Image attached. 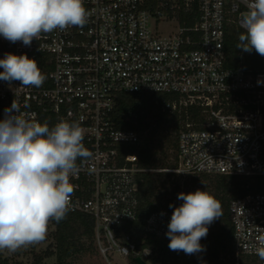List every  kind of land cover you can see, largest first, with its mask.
<instances>
[{
  "label": "built area",
  "instance_id": "1",
  "mask_svg": "<svg viewBox=\"0 0 264 264\" xmlns=\"http://www.w3.org/2000/svg\"><path fill=\"white\" fill-rule=\"evenodd\" d=\"M248 0H84L88 22L36 37L30 47L0 36V59L7 52L34 58L46 80L40 87L0 80V119L13 100L20 114L55 125L64 119L84 129L91 158L77 161L71 210L91 218L96 252L111 264L133 251L122 226L136 219L137 175L141 172L264 176V57L255 75L224 66L225 28L248 10ZM164 26V33L161 27ZM3 69L0 68V72ZM174 95L169 112L196 106L206 115L202 129L186 123L176 136L173 169L144 170L127 145L135 131L117 130L110 114L120 94ZM163 213V214H162ZM171 213L154 212L144 231L165 239ZM230 264L256 254L264 236V192L229 203ZM146 263V261H145ZM147 264V263H146Z\"/></svg>",
  "mask_w": 264,
  "mask_h": 264
},
{
  "label": "clouds",
  "instance_id": "2",
  "mask_svg": "<svg viewBox=\"0 0 264 264\" xmlns=\"http://www.w3.org/2000/svg\"><path fill=\"white\" fill-rule=\"evenodd\" d=\"M240 19L243 32L237 48L264 57V0H248ZM84 0H0V36L30 47L41 34L88 22ZM0 80L40 87L46 80L34 58L7 52L0 59ZM77 121L49 126L20 114L13 100L0 119V252L16 251L44 241L50 221L60 222L71 210L74 185L70 177L79 160L91 158ZM168 231L169 249L187 255L205 249L209 226L222 215L221 203L206 190L178 194ZM163 214V213H162ZM255 254L264 260V236Z\"/></svg>",
  "mask_w": 264,
  "mask_h": 264
},
{
  "label": "trees",
  "instance_id": "3",
  "mask_svg": "<svg viewBox=\"0 0 264 264\" xmlns=\"http://www.w3.org/2000/svg\"><path fill=\"white\" fill-rule=\"evenodd\" d=\"M243 30L233 23L225 28L223 54L227 69L246 74L261 72V56L237 48L239 35ZM167 102H177L174 95L154 93L120 94L114 100L110 114L113 127L117 130L135 131L140 139L136 145L125 148L137 156L140 169H173L175 166L176 136L186 123L194 129H202L206 115L196 106L179 110H163ZM201 175L199 180L181 185L171 172H141L137 175L136 219L122 226L133 242L132 252L148 250L147 264H230L232 261V228L227 217L229 203L249 193L264 192V176ZM197 189L213 194L221 203L222 215L209 226L208 235L201 239L205 249L193 255L169 249V238L162 239L144 231V220L154 212L167 211L172 214L182 201L179 193L194 192ZM53 226L52 244L46 250L34 253L30 264H68L66 260L75 254L93 248L90 217L83 214H67L60 222L50 221ZM54 258L52 263L47 259ZM134 256H129L130 264ZM226 259V261H225ZM231 259V260H230ZM246 258H241V263ZM251 264L252 262L249 261ZM248 263V262H246ZM0 264H11L0 252ZM13 264H23L20 261ZM243 264V263H242Z\"/></svg>",
  "mask_w": 264,
  "mask_h": 264
},
{
  "label": "rangeland",
  "instance_id": "4",
  "mask_svg": "<svg viewBox=\"0 0 264 264\" xmlns=\"http://www.w3.org/2000/svg\"><path fill=\"white\" fill-rule=\"evenodd\" d=\"M161 32L165 34L164 30V26L161 27ZM176 175V179L177 181L183 185L186 184V182H192V181H197L200 178L201 175H185V176H181V175ZM53 226L49 223V227H48V234L47 237L44 241L37 243L35 245L32 246H28L25 248H22L18 251H16L15 253H8L7 251L1 252L2 256H4L5 258L9 259V262L11 264H13L14 262L20 261L23 264H30L31 259H32V255L34 253H39V252H43L44 250H46L48 248V246H51L52 244V234H53ZM231 260V259H230ZM54 261V258H49L46 260V262L48 263H52ZM226 261V259H225ZM66 262L68 264H106V262L101 258V256L98 254V252H96L95 249L91 248L88 249L86 251H84L83 253H79V254H75L72 258H70L69 260H66ZM248 262V263H246ZM243 264H249V261L244 260V262H242ZM240 263V264H242ZM111 264H130L127 259H118V260H114L111 262ZM253 264V263H251Z\"/></svg>",
  "mask_w": 264,
  "mask_h": 264
},
{
  "label": "water",
  "instance_id": "5",
  "mask_svg": "<svg viewBox=\"0 0 264 264\" xmlns=\"http://www.w3.org/2000/svg\"><path fill=\"white\" fill-rule=\"evenodd\" d=\"M134 262L136 264H146L145 261L141 257H139V256H137V257L134 258Z\"/></svg>",
  "mask_w": 264,
  "mask_h": 264
}]
</instances>
